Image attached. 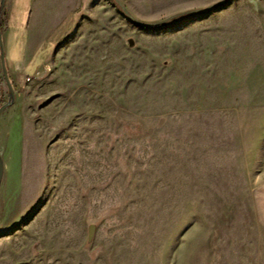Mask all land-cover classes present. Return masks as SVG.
Masks as SVG:
<instances>
[{
	"label": "rangeland",
	"instance_id": "rangeland-1",
	"mask_svg": "<svg viewBox=\"0 0 264 264\" xmlns=\"http://www.w3.org/2000/svg\"><path fill=\"white\" fill-rule=\"evenodd\" d=\"M80 5L0 7V264H264V0Z\"/></svg>",
	"mask_w": 264,
	"mask_h": 264
},
{
	"label": "crops",
	"instance_id": "crops-1",
	"mask_svg": "<svg viewBox=\"0 0 264 264\" xmlns=\"http://www.w3.org/2000/svg\"><path fill=\"white\" fill-rule=\"evenodd\" d=\"M18 1L22 2L23 6L22 10L28 11L29 16H39L42 18H69L72 17L75 13V10L81 7L80 3H87L91 0H9V6L13 4V2ZM49 1V3L47 2ZM48 3V4H47ZM25 4V5H24ZM10 9V7H9ZM27 25V24H26ZM7 31L4 34H9ZM26 39H24V53H23V61L22 68L24 69L27 66H30L36 58H40L41 53L40 50L43 48V36L38 40L36 37V33H31L30 27L26 26ZM43 54V53H42ZM7 71L8 77L15 89H20V86L23 85V81L20 83L18 74L16 70L13 68L11 71ZM35 73V72H34ZM28 77V76H25ZM0 132L4 133V127L0 126ZM2 133V134H3Z\"/></svg>",
	"mask_w": 264,
	"mask_h": 264
},
{
	"label": "water",
	"instance_id": "water-1",
	"mask_svg": "<svg viewBox=\"0 0 264 264\" xmlns=\"http://www.w3.org/2000/svg\"><path fill=\"white\" fill-rule=\"evenodd\" d=\"M4 4H5V0H1L0 1V7L3 8ZM127 17L130 20L133 21V19H131V17H129V15H127ZM133 22H135L136 24H139L136 21H133ZM0 65H1V69H2V76H3L4 82H5L6 86H7V89L9 91V93L11 94L12 99H13L14 91H13L11 85H10L9 77H8V74H7L5 65H4V58H3V52H2V35H1V31H0ZM6 107H7V105H4L3 107H1L0 108V113H2L6 109ZM0 176H1V166H0Z\"/></svg>",
	"mask_w": 264,
	"mask_h": 264
},
{
	"label": "trees",
	"instance_id": "trees-1",
	"mask_svg": "<svg viewBox=\"0 0 264 264\" xmlns=\"http://www.w3.org/2000/svg\"><path fill=\"white\" fill-rule=\"evenodd\" d=\"M0 31L2 32V25H1V24H0ZM9 81H10V79H9ZM10 85H11V87H12L13 91H14V87H13V85H12L11 81H10Z\"/></svg>",
	"mask_w": 264,
	"mask_h": 264
},
{
	"label": "built area",
	"instance_id": "built-area-1",
	"mask_svg": "<svg viewBox=\"0 0 264 264\" xmlns=\"http://www.w3.org/2000/svg\"><path fill=\"white\" fill-rule=\"evenodd\" d=\"M28 81V80H27Z\"/></svg>",
	"mask_w": 264,
	"mask_h": 264
}]
</instances>
